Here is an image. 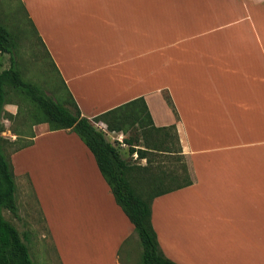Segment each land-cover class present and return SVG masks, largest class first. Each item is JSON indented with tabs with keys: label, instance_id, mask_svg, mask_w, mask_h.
<instances>
[{
	"label": "crops",
	"instance_id": "0c3cea01",
	"mask_svg": "<svg viewBox=\"0 0 264 264\" xmlns=\"http://www.w3.org/2000/svg\"><path fill=\"white\" fill-rule=\"evenodd\" d=\"M20 2L83 117L143 98L156 127H177L195 182L153 202L166 257L177 264H264V0ZM5 108L15 114L11 104ZM46 125L34 128L33 146L10 159L15 172L18 154L20 161L39 154L41 139L58 145L46 139L55 136L70 148L66 171L73 189L83 184V201H45L39 187L54 181L18 171L19 183L31 174L59 253L53 264H123L124 250L131 255L139 239L134 225L88 147ZM78 205L83 216H74Z\"/></svg>",
	"mask_w": 264,
	"mask_h": 264
},
{
	"label": "trees",
	"instance_id": "16d2710c",
	"mask_svg": "<svg viewBox=\"0 0 264 264\" xmlns=\"http://www.w3.org/2000/svg\"><path fill=\"white\" fill-rule=\"evenodd\" d=\"M16 50L15 38L0 22V61L6 55L10 58L9 68L0 72V120L4 116L14 117L5 108L11 104L7 95L14 92L36 106V125L47 124L52 132L76 133L94 155L116 203L134 225L142 246V264H177L163 253L152 223V205L156 198L195 182L190 168H185L180 175L176 170L161 167L163 159L171 155L184 156L177 127H156L143 98L92 120L85 118L70 93L68 101L61 103L24 80L17 66ZM165 98L176 112L171 98L168 95ZM96 124H103L109 133L123 134V143L108 141L105 132L98 130ZM1 132L0 125V264H33L26 240L23 241L18 229L3 215L6 209L17 216L18 205L16 175L10 157L4 152ZM171 140L176 148L172 147ZM121 144L128 146L130 157L137 154L139 163L125 159ZM144 160L145 166L140 164Z\"/></svg>",
	"mask_w": 264,
	"mask_h": 264
},
{
	"label": "rangeland",
	"instance_id": "374dc122",
	"mask_svg": "<svg viewBox=\"0 0 264 264\" xmlns=\"http://www.w3.org/2000/svg\"><path fill=\"white\" fill-rule=\"evenodd\" d=\"M0 22L5 25V28L13 35L17 42V66L22 72L24 80L37 85L47 95L52 96L57 101L66 103L69 99L67 90L63 85L57 68L47 53L45 45L37 35L33 20L25 12L20 0H0ZM0 64V72L5 68H9V55L4 56ZM7 101L11 103V106H14L15 114L11 119L4 116L0 120V125L2 128L1 136L4 139V152L10 157L21 147L25 146L19 151L33 146V142L29 139L35 136L34 128L38 125L35 124L37 115L36 106L28 99L11 92L7 95ZM46 126L49 129V126ZM96 128L105 132L108 141L114 144L118 142L123 143L124 136L119 138L121 135L109 133L106 127L101 124H96ZM14 134H18L20 137ZM70 135H74L85 146L84 142L76 133L70 132ZM46 139H54L59 144L51 145L49 142L48 147L42 142L43 139H41L38 142L39 154L36 153V149L33 152L26 153L25 158L21 161L18 159L21 153L16 157L15 174L17 177L16 200L18 215L16 216L6 209L3 210V215L6 220L18 229L23 241L26 240L25 243L29 249L33 264H53L57 260L56 256H59V253L57 249L55 250L56 247L53 239L50 240L49 235L51 236V234L48 231L46 232L44 210L43 208L41 209L38 195L31 183V174L27 173L26 180L19 183L18 176L20 174H18V171L25 167L28 169V172L32 171L35 177L39 174L38 176L43 181H54L53 184L42 182L39 187V191L42 197L45 198V201H48V199H59L61 197L66 199V201H71L75 195L80 197L82 201L84 200L83 184H79V187H77L79 190L73 189V181L68 179V173L66 171V162L69 161L68 150L70 149L68 144H63L57 136ZM170 143L173 148H176L174 140H171ZM121 146L126 160L139 163V160H137L138 157L135 158V156L130 157L128 155L129 148L127 145L121 144ZM47 147L49 151H44ZM50 151L54 155L49 154L48 152ZM64 152L67 157H58L59 153ZM70 158V162L74 160V158ZM163 160L164 163L161 164L163 169L169 171L176 170L180 175L185 168H189V161L185 155H171L168 159ZM49 164L55 165V168L45 169L46 165ZM140 164L145 166L146 161H140ZM52 185L54 188H51ZM65 214L68 216V212H65ZM83 214V206L78 205L74 211V216H83ZM80 220L82 227L83 219ZM75 221L78 223V219ZM64 234L67 235L66 230ZM68 244V240H66L65 250L68 249ZM70 244L73 246L72 243ZM131 244L134 250L131 252V255L127 254L126 250H124L125 252L122 255L123 264H142V246L140 240H134Z\"/></svg>",
	"mask_w": 264,
	"mask_h": 264
},
{
	"label": "built area",
	"instance_id": "2783aa9c",
	"mask_svg": "<svg viewBox=\"0 0 264 264\" xmlns=\"http://www.w3.org/2000/svg\"><path fill=\"white\" fill-rule=\"evenodd\" d=\"M135 156V158H137V155H134Z\"/></svg>",
	"mask_w": 264,
	"mask_h": 264
}]
</instances>
